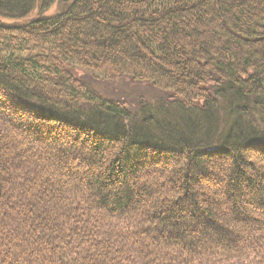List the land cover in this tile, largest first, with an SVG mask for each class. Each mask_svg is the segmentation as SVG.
I'll return each mask as SVG.
<instances>
[{"label":"trees","instance_id":"obj_1","mask_svg":"<svg viewBox=\"0 0 264 264\" xmlns=\"http://www.w3.org/2000/svg\"><path fill=\"white\" fill-rule=\"evenodd\" d=\"M55 3L0 20V264H264V0Z\"/></svg>","mask_w":264,"mask_h":264},{"label":"rangeland","instance_id":"obj_2","mask_svg":"<svg viewBox=\"0 0 264 264\" xmlns=\"http://www.w3.org/2000/svg\"><path fill=\"white\" fill-rule=\"evenodd\" d=\"M38 3L39 0L36 2L34 10L22 18H0V20L6 23H22L59 10L58 3H55L50 9L40 11ZM72 72L75 77L81 78L93 92L106 100L118 101L124 104L134 114L153 113L157 109L160 111L163 105L159 103L170 98L168 92L158 90L148 82L135 81L125 76H118L109 80L101 79L81 67L72 69Z\"/></svg>","mask_w":264,"mask_h":264}]
</instances>
